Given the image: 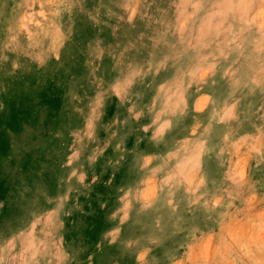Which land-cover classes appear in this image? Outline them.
Wrapping results in <instances>:
<instances>
[{
  "label": "rangeland",
  "instance_id": "rangeland-1",
  "mask_svg": "<svg viewBox=\"0 0 264 264\" xmlns=\"http://www.w3.org/2000/svg\"><path fill=\"white\" fill-rule=\"evenodd\" d=\"M0 264H264V0H0Z\"/></svg>",
  "mask_w": 264,
  "mask_h": 264
}]
</instances>
